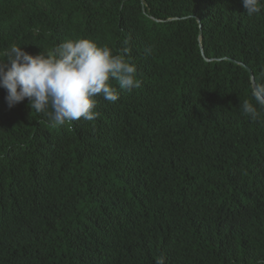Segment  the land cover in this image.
I'll list each match as a JSON object with an SVG mask.
<instances>
[{"label":"trees","instance_id":"1","mask_svg":"<svg viewBox=\"0 0 264 264\" xmlns=\"http://www.w3.org/2000/svg\"><path fill=\"white\" fill-rule=\"evenodd\" d=\"M80 38L140 87L60 126L0 88V264H264V7L0 0V53Z\"/></svg>","mask_w":264,"mask_h":264},{"label":"clouds","instance_id":"2","mask_svg":"<svg viewBox=\"0 0 264 264\" xmlns=\"http://www.w3.org/2000/svg\"><path fill=\"white\" fill-rule=\"evenodd\" d=\"M241 2L249 16L264 7L262 0ZM110 80L116 81L120 90L140 87L136 67L124 55L84 38L62 41L50 54L33 56L15 44L0 53V88L6 91L7 106L12 108L27 98L30 109L46 114L52 126L81 118L93 121L98 116L94 111L96 96L111 103L119 99ZM252 95L255 104L246 100L241 107L256 120L258 108L264 109V85L257 86ZM157 264H164L163 259Z\"/></svg>","mask_w":264,"mask_h":264},{"label":"water","instance_id":"3","mask_svg":"<svg viewBox=\"0 0 264 264\" xmlns=\"http://www.w3.org/2000/svg\"><path fill=\"white\" fill-rule=\"evenodd\" d=\"M199 28H200V26H199ZM237 64L242 66L249 73L250 80H251V83H252V89L254 91L256 88H255V85H254V82H253V77H252V74H251L250 70L248 68H246L245 66H243L242 64H240V63H237Z\"/></svg>","mask_w":264,"mask_h":264}]
</instances>
